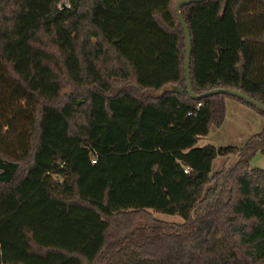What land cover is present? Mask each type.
Returning <instances> with one entry per match:
<instances>
[{
    "label": "trees",
    "instance_id": "obj_1",
    "mask_svg": "<svg viewBox=\"0 0 264 264\" xmlns=\"http://www.w3.org/2000/svg\"><path fill=\"white\" fill-rule=\"evenodd\" d=\"M177 1L0 0V264H264V128L198 146L227 98L264 112L189 95ZM181 12L196 94L264 103V0ZM63 77L79 89L66 102ZM146 210L184 222L116 219Z\"/></svg>",
    "mask_w": 264,
    "mask_h": 264
},
{
    "label": "rangeland",
    "instance_id": "obj_2",
    "mask_svg": "<svg viewBox=\"0 0 264 264\" xmlns=\"http://www.w3.org/2000/svg\"><path fill=\"white\" fill-rule=\"evenodd\" d=\"M64 5H69V0H63ZM47 38L43 36V42H47ZM56 50L55 48H51ZM63 95L61 96L62 102H66L70 97H73L79 89L71 87L66 77H63ZM83 91V90H81ZM84 99L81 98V100ZM235 100L228 98L226 105L225 120L221 126L211 127L210 133L202 137L198 141V146L203 147L206 145H214L216 147H224L235 145L241 147L251 136L259 133L264 128V116L257 110L238 103L235 105ZM79 122H83L84 116L79 117ZM237 155L231 154L229 156H219L214 160L212 167V174L229 167L236 163ZM253 168L264 169V153L257 152L250 162ZM1 189V185H0ZM133 220L134 226L129 225V230L132 228H139L143 230L147 225L158 224H182L183 218L178 214H167L153 210L135 211L127 213L124 216H118L116 219ZM124 230V231H129ZM125 232H122L124 234ZM118 237L121 235L118 233Z\"/></svg>",
    "mask_w": 264,
    "mask_h": 264
},
{
    "label": "water",
    "instance_id": "obj_3",
    "mask_svg": "<svg viewBox=\"0 0 264 264\" xmlns=\"http://www.w3.org/2000/svg\"><path fill=\"white\" fill-rule=\"evenodd\" d=\"M202 1H205V0H178L176 3V12H177L178 20L185 33V42H186L185 77H186V86H187L189 95L193 99L199 100L201 98L208 97V96L215 95V94H228V95L237 97L239 99H242L244 102L251 104L252 106L258 108L260 111L264 112V103L256 100L255 98L247 95L246 93L238 89H234L230 87H219V88H212L201 94H196V92L194 91L193 84H192V78H191L193 41H192L191 30L188 26L186 19L184 18V15L181 12V9L183 6H186L188 4L202 2ZM63 6H66V5L63 4Z\"/></svg>",
    "mask_w": 264,
    "mask_h": 264
},
{
    "label": "built area",
    "instance_id": "obj_4",
    "mask_svg": "<svg viewBox=\"0 0 264 264\" xmlns=\"http://www.w3.org/2000/svg\"><path fill=\"white\" fill-rule=\"evenodd\" d=\"M202 106V103L201 102H199L198 104H197V109H199L200 107ZM191 114H193V112L191 111V112H189V115H191ZM194 114H196V113H194ZM94 163L96 162V160L95 159H93L92 160ZM189 171V169L187 168L186 169V172H188Z\"/></svg>",
    "mask_w": 264,
    "mask_h": 264
},
{
    "label": "crops",
    "instance_id": "obj_5",
    "mask_svg": "<svg viewBox=\"0 0 264 264\" xmlns=\"http://www.w3.org/2000/svg\"><path fill=\"white\" fill-rule=\"evenodd\" d=\"M227 99H228V98H227ZM227 99H226V105H227ZM234 103H235V105H238L239 102H237V101L235 100Z\"/></svg>",
    "mask_w": 264,
    "mask_h": 264
}]
</instances>
